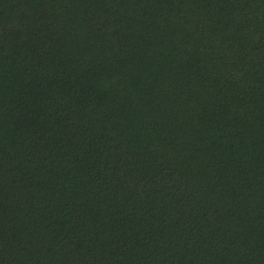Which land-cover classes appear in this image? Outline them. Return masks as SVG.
Masks as SVG:
<instances>
[{"label":"trees","instance_id":"trees-1","mask_svg":"<svg viewBox=\"0 0 264 264\" xmlns=\"http://www.w3.org/2000/svg\"><path fill=\"white\" fill-rule=\"evenodd\" d=\"M0 264H264V0H0Z\"/></svg>","mask_w":264,"mask_h":264}]
</instances>
